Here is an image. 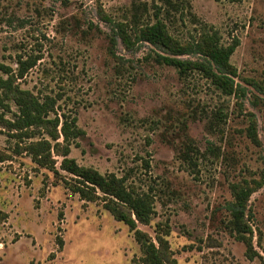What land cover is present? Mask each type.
<instances>
[{
  "label": "rangeland",
  "instance_id": "374dc122",
  "mask_svg": "<svg viewBox=\"0 0 264 264\" xmlns=\"http://www.w3.org/2000/svg\"><path fill=\"white\" fill-rule=\"evenodd\" d=\"M132 14L143 24L160 18L182 42L211 28L225 45L238 40L231 63L244 96H225L198 73L180 79L146 43L129 50L116 38L113 58L114 23ZM30 57L39 60L20 88L78 118V164L154 195L155 216L139 229L155 243L167 232L177 264H264V186L249 202L253 259L224 209L232 185L264 175V0H0V63L16 73ZM5 104L0 113L13 119L16 105ZM253 123L259 145L248 136ZM187 138L191 162L179 154ZM16 143L0 126V264H141L129 228L67 188L60 157L55 175Z\"/></svg>",
  "mask_w": 264,
  "mask_h": 264
},
{
  "label": "trees",
  "instance_id": "16d2710c",
  "mask_svg": "<svg viewBox=\"0 0 264 264\" xmlns=\"http://www.w3.org/2000/svg\"><path fill=\"white\" fill-rule=\"evenodd\" d=\"M102 18L104 22L114 23L106 15ZM128 22L114 23V36L110 39L109 49L113 58L120 60L114 52L116 38L129 50L136 49L140 43H146L159 51L154 52L155 62L175 69L180 79L198 73L223 95L236 98L244 96V88L237 82L240 80L238 69L231 63L240 44L238 40L225 45L219 32L211 28L202 32L198 39L182 42L170 33L166 23L158 17L153 23L143 24L136 14H132ZM192 55L197 58H186ZM38 60L33 57L19 59L16 73L0 63V71L7 75L6 79L0 77V107L8 108L5 101L9 100L18 109L13 119L0 113V126L16 139L17 153H26L34 163L55 175H59L55 156L60 157V170L71 176V179L64 180L67 188L84 201H102L114 219L129 228L142 251L141 264H177L169 251L165 238L167 232L163 234L159 231L155 243L150 235L139 229L140 224L150 225L155 216L154 195L150 192L139 193L130 188L124 177L102 174L92 167L78 164L70 156L74 142L85 136V131L78 126V118L70 112L58 113V101L54 97L46 95L42 99L20 88L17 80L35 67ZM219 119L223 120V116H219ZM248 136L259 145L255 123L248 128ZM196 150L193 141L187 138L180 150V158L184 162H191V153ZM3 160L0 157V162ZM263 186L264 175L260 181L232 185V200L224 208L230 217L231 233L236 240L245 244L250 259L256 253L252 243L253 213L249 202L251 196ZM59 246H62L61 240Z\"/></svg>",
  "mask_w": 264,
  "mask_h": 264
}]
</instances>
